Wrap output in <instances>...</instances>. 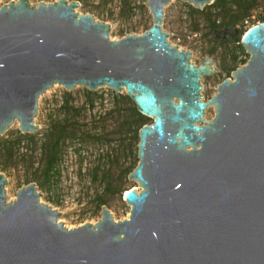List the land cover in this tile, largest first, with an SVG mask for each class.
<instances>
[{
    "label": "water",
    "instance_id": "1",
    "mask_svg": "<svg viewBox=\"0 0 264 264\" xmlns=\"http://www.w3.org/2000/svg\"><path fill=\"white\" fill-rule=\"evenodd\" d=\"M170 1L147 0L151 28L117 41L110 24L75 12L78 2L0 8L1 136L16 122L36 134L39 98L55 85L126 92L152 120L138 132L128 178L141 190L124 195L127 220L103 206L101 221L67 228L34 183L8 202L0 174V264H264V23L243 36L248 62L204 101L201 80L219 68L168 41ZM184 1L198 10L214 2Z\"/></svg>",
    "mask_w": 264,
    "mask_h": 264
},
{
    "label": "rangeland",
    "instance_id": "2",
    "mask_svg": "<svg viewBox=\"0 0 264 264\" xmlns=\"http://www.w3.org/2000/svg\"><path fill=\"white\" fill-rule=\"evenodd\" d=\"M14 0H0V8ZM17 1V0H15ZM59 0H29L32 6L40 3L51 4ZM78 2L75 12L90 14L98 22L110 24L111 40H120L128 35H141L153 25V16L147 7V0H67ZM259 8L252 12L248 22L236 28L239 30V42L229 38L217 39L208 27L207 18L212 10L205 6L198 10L184 0H171L164 7L163 30L168 41L179 50L190 51L196 65L206 56L214 60L219 73L203 77L202 95L209 101L217 94L219 85L241 66L249 55L239 48L249 27L260 22L264 14V0L258 1ZM243 30V31H242ZM237 59L234 60L233 57ZM121 95L109 88L90 92L77 87L69 92L55 85L39 98L38 114L35 124L40 130L34 134H22L16 122L1 139L18 140L21 137L20 154L9 162V168L0 169L7 179L5 192L7 201L16 199L20 189L36 184L40 202L57 210L59 221L67 228H77L87 223L96 224L102 219V207L105 206L116 222L127 220L129 207L124 195L128 189L140 191L138 184L128 176L139 164L138 132L128 130L124 125L129 117V105L121 100ZM94 107H90V100ZM70 110V118L75 119L80 128L77 140H68L63 145L61 161L53 181L44 183V155L40 150L41 141L51 129L53 122H60L66 116L65 104ZM214 108H209L205 118L212 120ZM152 120L146 119L145 124ZM35 136L37 146L28 142L26 137ZM95 138V139H94ZM0 164L4 165L3 158Z\"/></svg>",
    "mask_w": 264,
    "mask_h": 264
},
{
    "label": "trees",
    "instance_id": "3",
    "mask_svg": "<svg viewBox=\"0 0 264 264\" xmlns=\"http://www.w3.org/2000/svg\"><path fill=\"white\" fill-rule=\"evenodd\" d=\"M259 0H214L213 4L208 6L212 10L211 15L208 16L207 22L210 32L213 34L217 30L226 28H236L237 26H243V23L249 20L252 16V12L259 8ZM260 22L264 23V14L260 17ZM243 31V30H242ZM240 38L233 39V42H239ZM240 50L244 52L242 44L239 46ZM237 59L236 56L233 57ZM122 102L129 105V117L124 120V127L128 130H134L136 133L146 125V119L138 113L134 103L125 95H121ZM90 107H94V100H90ZM64 108L66 109V116L60 122H53V125L49 132L45 134L44 139L41 141L40 150L44 155L45 168L42 173L44 183L50 184L55 178L57 169L59 168L61 161V154L63 145L68 140H77L78 132L80 128L77 126L75 119L70 118V110L66 103ZM73 111V110H72ZM78 111H73L74 115H77ZM21 137L18 140L1 139L0 140V159L3 158L4 165L0 164V169L6 171L9 168V162H11L17 156L24 157V154H20L21 149ZM29 143L37 146L38 141L35 136L26 137ZM95 139V138H94Z\"/></svg>",
    "mask_w": 264,
    "mask_h": 264
},
{
    "label": "built area",
    "instance_id": "4",
    "mask_svg": "<svg viewBox=\"0 0 264 264\" xmlns=\"http://www.w3.org/2000/svg\"><path fill=\"white\" fill-rule=\"evenodd\" d=\"M245 22L247 23V22H248V20H247V21H245ZM252 27H253V26H252ZM250 28H251V27H249V28H248V30H249ZM248 30H247V31H248Z\"/></svg>",
    "mask_w": 264,
    "mask_h": 264
},
{
    "label": "bare ground",
    "instance_id": "5",
    "mask_svg": "<svg viewBox=\"0 0 264 264\" xmlns=\"http://www.w3.org/2000/svg\"><path fill=\"white\" fill-rule=\"evenodd\" d=\"M134 190H136V189H134Z\"/></svg>",
    "mask_w": 264,
    "mask_h": 264
}]
</instances>
